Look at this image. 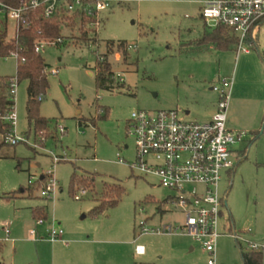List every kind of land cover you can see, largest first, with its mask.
<instances>
[{
  "label": "rangeland",
  "instance_id": "374dc122",
  "mask_svg": "<svg viewBox=\"0 0 264 264\" xmlns=\"http://www.w3.org/2000/svg\"><path fill=\"white\" fill-rule=\"evenodd\" d=\"M204 1L115 5L103 12L97 41L78 39L77 23L68 22L61 25L62 36L73 32L74 37L43 48L49 87L39 114L47 119V129L36 132L29 121L28 81L22 80L16 85L14 111L16 133L26 141L11 145L0 131L1 264H206L208 252L180 230L141 234L143 219L151 228L171 224L180 229L184 214L165 202L174 193L157 176L132 170L121 160L135 159V139L128 134L133 111L174 109L185 120L207 122L218 100L213 86L231 76L229 118L239 121L233 127L248 133L233 146L235 170L224 171L220 184L222 193L228 190L221 232L231 227L238 239L220 236L216 261L244 264L247 242L264 243V23L257 48L249 54H237V46H200L197 42L214 30L201 17ZM6 24L10 39L14 21ZM107 41H126L127 60L120 52L102 56ZM96 57L107 59L113 72L103 87L97 84ZM17 66V57H0V77L16 76ZM4 115L0 119L5 122ZM58 125L65 133L58 132ZM54 157L59 158L56 165ZM50 172L56 192L46 198L41 187ZM73 176L79 180L72 183ZM115 185L124 190L118 202L96 212L104 191ZM42 207L47 218L38 223L35 210ZM53 220L64 231L62 241L49 240ZM137 245L144 247L143 254L135 252Z\"/></svg>",
  "mask_w": 264,
  "mask_h": 264
},
{
  "label": "built area",
  "instance_id": "2783aa9c",
  "mask_svg": "<svg viewBox=\"0 0 264 264\" xmlns=\"http://www.w3.org/2000/svg\"><path fill=\"white\" fill-rule=\"evenodd\" d=\"M141 1L144 0H0V15L14 21L15 35L21 28L28 27L31 12L41 9L44 18L58 20L60 27L75 22L80 36L86 31L88 36L97 38L103 24V12L115 5ZM201 17L211 27H228L238 39L237 53H248L257 47L258 31L264 22V0H206ZM61 28L63 30L64 27ZM67 36L74 37V33H68ZM64 38L62 32L58 38L40 37L35 43V51L40 53L45 46L61 44ZM24 61V58L20 59V62ZM52 72L56 73V70ZM17 83V79L13 78L10 84L13 98ZM233 84L231 76L220 79L213 86L218 100L213 117L207 122L185 120L174 109L133 111L128 121V134L135 139V159L131 163L121 160L132 170L157 176L160 185L174 193L167 197V203L178 206L184 214L180 229L171 224L151 228L143 219L139 224L141 234H173L180 230L208 252L206 264H218L216 247L220 236L229 234L238 239L231 227L228 233L221 232L220 227L222 209L227 206L228 195V190L224 193L220 191L222 174L226 170H235L232 148L244 141L248 133L246 130L230 129L227 125ZM38 99L41 100V97ZM3 119L12 126L11 132L5 137L7 143L15 145L25 142L26 139L16 133L14 106ZM57 130L65 133L63 125H58ZM236 158L237 161L243 159L242 155ZM58 162L59 158L54 157L53 165ZM47 174L49 177L41 187V196L51 198L56 192V182L52 172ZM75 199L81 197L76 195ZM43 222L44 219L38 220V223ZM55 224L53 220V227L48 232L49 240L62 241L64 231ZM35 233L32 230L30 234L34 236ZM135 250L137 254L144 253L141 245H137ZM262 250L264 243L247 242L246 252Z\"/></svg>",
  "mask_w": 264,
  "mask_h": 264
},
{
  "label": "trees",
  "instance_id": "16d2710c",
  "mask_svg": "<svg viewBox=\"0 0 264 264\" xmlns=\"http://www.w3.org/2000/svg\"><path fill=\"white\" fill-rule=\"evenodd\" d=\"M7 20H0V57H9L16 55L18 59L17 74L16 76L0 77V116L4 113L11 111L14 106V98L10 92V84L13 78H16L18 83L22 80L28 81L27 93V113L30 122H34V129L36 132L47 129V119L41 117L39 114V102L45 95L49 81L47 73L44 69L48 68V65L41 55L35 51V43L40 37L44 38H58L61 37L62 28L60 23L56 19H46L42 16L41 9L33 11L29 17V25L27 28H21L16 35L12 38H8ZM230 29L224 25H218L214 27L213 32L205 33L204 37L197 43L200 46L204 44L213 45V47L219 50H229L236 47L238 44L237 37L229 31ZM71 37L64 38L65 41ZM83 40L85 43L95 42L96 38H90L87 32L84 31L82 36L77 37ZM65 41L59 45L65 44ZM95 44V43H94ZM105 52L102 56L106 58L120 52L123 60L128 58V46L126 41H107L105 43ZM24 58L22 63L20 59ZM96 76L97 84L103 87L108 77H112L113 72L110 70V63L106 59L105 61H99L96 57ZM41 97V100L38 98ZM106 112L102 109V113ZM12 130V126L8 122L1 121L0 119V131L4 137H6ZM79 180L77 176L72 177V183ZM124 190L121 185H115L113 187H107L103 193V200L101 205L96 209V212H100L103 209L114 206ZM111 195V200L106 201L105 197ZM110 197V196H109ZM167 202V199L166 201ZM37 220L46 219L45 208H37L35 210ZM244 264H261L262 252H244L242 254ZM1 264V263H0Z\"/></svg>",
  "mask_w": 264,
  "mask_h": 264
},
{
  "label": "crops",
  "instance_id": "0c3cea01",
  "mask_svg": "<svg viewBox=\"0 0 264 264\" xmlns=\"http://www.w3.org/2000/svg\"><path fill=\"white\" fill-rule=\"evenodd\" d=\"M142 2V1H141ZM264 22H262V24H263ZM262 24H261V26H262ZM260 26V27H261ZM259 30H260V28H259ZM258 35H259V31H258ZM258 35H257V39H256V46H257V42H258ZM128 46H129V48H130V45L128 44ZM257 48V47H256ZM236 49V48H235ZM258 50V49H257ZM236 51H237V49H236ZM245 53V52H244ZM250 52H248L247 54H249ZM237 54H240V53H237ZM216 105H217V101H215V103L213 104V108H212V114H211V117L209 118V120H207V121H210L211 119H212V117H213V114H214V112H215V110H216ZM186 114H189V111H187L186 112ZM227 125H228V127L230 128V129H237V128H235V127H233V126H239L240 124H239V121L237 122L236 120H234V119H232V118H229V113H228V118H227ZM238 130H243V129H239L238 128ZM238 156V155H237ZM241 156V155H240ZM242 161V160H241ZM241 161H238V162H241ZM136 248V247H135ZM135 252H136V250H135ZM140 255V254H139Z\"/></svg>",
  "mask_w": 264,
  "mask_h": 264
}]
</instances>
